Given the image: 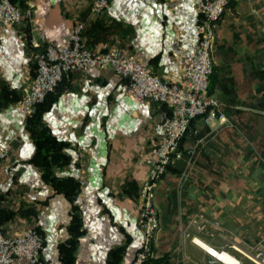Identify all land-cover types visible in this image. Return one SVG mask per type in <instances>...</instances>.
Wrapping results in <instances>:
<instances>
[{"label":"crops","instance_id":"crops-1","mask_svg":"<svg viewBox=\"0 0 264 264\" xmlns=\"http://www.w3.org/2000/svg\"><path fill=\"white\" fill-rule=\"evenodd\" d=\"M16 1L20 6L27 2ZM31 1L33 23L45 30L49 40L65 42L74 24L83 21V39L89 47L116 44L161 77L178 76L179 61L173 54L176 27L186 30L188 40L198 37L200 15L194 0H111L99 15L90 13L89 0ZM263 8L264 0H229L218 26L211 93L222 102L226 115L245 116L239 128L196 119L193 126L199 135L183 140L182 149L196 139L208 142L198 171H209L213 179H232L237 175L235 165L244 163L248 153L254 160L264 155V56H260L264 44L258 39L264 27L248 22L258 18ZM23 27L1 32L0 147L12 144L9 156L0 160L2 224L12 235L36 227L44 236L41 258L52 264H86L89 250L95 264H131L140 247V189L155 161L151 150L161 139L171 106L152 100L134 102L125 92L127 81L110 68L76 71L64 80L39 127H47L66 143L64 151L70 156L67 164L53 167V174L85 181L76 200H70L45 180L43 169L32 160L37 151L32 133L18 120L20 100L35 74L34 47L19 38ZM15 97L19 100H12ZM183 162L184 155L155 188V204L166 232L156 244L155 258L146 264H208V253L237 264L216 250L222 247L232 254L236 251L243 261L246 248L234 237L219 234L226 241L219 246L196 237L195 245L169 230L179 225L187 210L200 207L199 200L186 209L174 202ZM222 189V193L232 191L226 185ZM217 193L214 185L212 194ZM75 204L82 220L90 224L91 235L73 236ZM218 232L213 229L210 236L215 238ZM182 242L188 253L182 251Z\"/></svg>","mask_w":264,"mask_h":264},{"label":"built area","instance_id":"built-area-1","mask_svg":"<svg viewBox=\"0 0 264 264\" xmlns=\"http://www.w3.org/2000/svg\"><path fill=\"white\" fill-rule=\"evenodd\" d=\"M111 0H89L92 15L103 13ZM200 15L196 40L186 38V30L177 26L173 38V54L179 61L176 79L161 77L128 50L110 43L99 48H91L83 39L85 22L77 21L68 38L63 43L49 40L43 28L33 23V3L27 0L20 6L12 0H0V59L3 56L1 32L4 28L24 25L19 33L20 40L33 47L32 60L35 63L33 80L20 100L19 123L27 125L38 104L76 71L92 68L112 69L127 81L126 94L134 102L152 100L171 106V115L164 124L160 141L152 148L155 157L148 178L140 189L142 204L138 226L141 232L140 247L131 264H146L155 258V243L161 229V220L155 204V188L168 172L176 159L182 158L184 151L191 153L189 146L183 147L187 137L199 135L193 126L196 119L207 125L232 126L222 102L210 92L214 72L213 52L218 38V26L224 16L229 0H194ZM25 22V23H24ZM71 117L70 113H67ZM12 144L0 147V160L6 159ZM85 181L80 180L81 188ZM212 227L219 232L225 229L216 221ZM82 230L91 235L90 224L83 221ZM44 236L36 227H28L23 232L12 235L0 223V264H14L26 261L28 264H52L41 258ZM236 258L226 247L216 248ZM212 256L210 253H208ZM247 258L264 264V235L253 242L250 250L243 249ZM219 264H228L212 256ZM239 264L241 260L236 258ZM86 264L94 263V253L89 250ZM212 264H215L212 262Z\"/></svg>","mask_w":264,"mask_h":264},{"label":"rangeland","instance_id":"rangeland-1","mask_svg":"<svg viewBox=\"0 0 264 264\" xmlns=\"http://www.w3.org/2000/svg\"><path fill=\"white\" fill-rule=\"evenodd\" d=\"M248 22L254 27H264V8L259 13L258 18L248 19ZM252 38H256V35L254 34ZM258 39L264 44V35H260ZM260 56L261 58L264 56V47L263 54ZM226 116L229 122L232 123V126H229L230 128L238 127L242 120L241 117H245L239 115ZM195 141L194 145L189 146L193 152L184 153V162L181 166L182 172L179 176L174 202L177 201L180 208L186 209L188 207L192 208V203H196L199 200L200 207L187 210L186 213L181 215L179 225L169 230L172 233H176L177 231L179 235L195 245H197L194 242L196 237L208 244L219 246L226 243L219 234L231 236V239L234 237L247 250H250L251 244L264 235V155H262V160H254L252 154L248 153L244 163L235 165V173L237 175L232 179H213L210 178L209 171H198L200 161L208 147V142L201 139H196ZM214 185H217V194H212V187ZM225 185L230 186L232 191L228 190L227 193H222V188ZM196 189H199L198 193ZM209 200L211 202L213 200L215 204L212 205V203L208 202ZM158 213H160L159 210ZM216 221L222 225L225 231L218 232L216 237L212 238L210 236L214 229L212 225ZM163 231L166 232L164 226L162 227L161 225L160 233L155 243V255L156 244L160 241ZM182 247L184 248L182 251L188 253L184 242L181 243ZM220 253L222 255L226 254L239 264L238 260L228 255V253ZM233 253H235L233 255H236V258L240 259L239 257L241 256L237 255L236 251H233ZM187 256L189 255L187 254ZM212 256L207 260L208 264H212V262L219 264ZM242 256V264H258L255 260L247 258L245 255ZM189 258L191 257L189 256Z\"/></svg>","mask_w":264,"mask_h":264},{"label":"trees","instance_id":"trees-1","mask_svg":"<svg viewBox=\"0 0 264 264\" xmlns=\"http://www.w3.org/2000/svg\"><path fill=\"white\" fill-rule=\"evenodd\" d=\"M12 1L17 3L16 0ZM21 6L25 5L21 4ZM213 77L214 72L212 75V82ZM59 86L53 92L49 93L43 102L37 105L35 113L28 118L26 127L30 129L37 146L36 154L32 160L43 169L45 180L53 185L57 193H63L70 200L75 201L80 193V182L74 177H59L53 174L54 166H63L70 160V156L64 151L66 143L58 140L47 127H39L43 113L50 109L57 94L60 92ZM211 89L212 87L210 88V92L212 91ZM12 100H19V98L15 97ZM170 168L171 166L168 167V170ZM9 217L10 215L4 217V219ZM2 221L3 218L0 217V223H2ZM82 224L83 220L79 206L75 204L74 216L70 225L74 237L84 232L82 230ZM75 240L76 238H73L71 242H75Z\"/></svg>","mask_w":264,"mask_h":264},{"label":"bare ground","instance_id":"bare-ground-1","mask_svg":"<svg viewBox=\"0 0 264 264\" xmlns=\"http://www.w3.org/2000/svg\"><path fill=\"white\" fill-rule=\"evenodd\" d=\"M194 242H196L195 240H194ZM202 246H204V245H202ZM224 253V252H223ZM221 256V255H220ZM231 256V255H230ZM222 258H223V256H221ZM231 257H233V256H231ZM234 258V257H233ZM236 259V258H235ZM238 262V261H237Z\"/></svg>","mask_w":264,"mask_h":264}]
</instances>
